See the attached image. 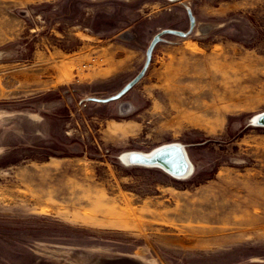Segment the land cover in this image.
<instances>
[{"label":"rangeland","instance_id":"obj_1","mask_svg":"<svg viewBox=\"0 0 264 264\" xmlns=\"http://www.w3.org/2000/svg\"><path fill=\"white\" fill-rule=\"evenodd\" d=\"M263 112L264 0H0V264H264Z\"/></svg>","mask_w":264,"mask_h":264},{"label":"water","instance_id":"obj_2","mask_svg":"<svg viewBox=\"0 0 264 264\" xmlns=\"http://www.w3.org/2000/svg\"><path fill=\"white\" fill-rule=\"evenodd\" d=\"M172 1H174V0H172ZM187 11H188V16H189V20H190V30L188 32L173 30V29H166V30H163L162 32L156 34L153 37L150 45L147 48L146 59H145V63L143 65L142 69L130 82H128L117 94H115L111 97H108L106 99H100V98L92 97L90 99L97 101V102L107 103V102L121 98L129 90H131L146 75L147 70L152 63L153 53H154V49H155L156 45L164 40L163 35L174 34V35H178L180 37H186V36H188V34H190L193 31V29L196 25V19L194 17L192 10L190 9V7H187ZM259 121L264 123V117H261L259 119ZM178 156H179V153L174 152V151H172V152L168 151V152H165L161 155L155 156V159L166 158V161H168L167 159H169L170 161L166 162V164H165L166 169L175 175H180L182 172H181V167L179 165V162H176V160L170 159L171 157L172 158L176 157V159H177ZM179 157H181V156H179ZM135 160L137 162H140V163H148V164H154L156 162V161H150V160L146 159L145 155H139L136 157Z\"/></svg>","mask_w":264,"mask_h":264},{"label":"bare ground","instance_id":"obj_3","mask_svg":"<svg viewBox=\"0 0 264 264\" xmlns=\"http://www.w3.org/2000/svg\"><path fill=\"white\" fill-rule=\"evenodd\" d=\"M261 117H264V112L259 114L257 116V119H260ZM168 151H171V152L174 151V152L179 153V156H181V157L178 156L177 159H176V157H174V158L171 157L170 159L176 160V162H179L180 167H182V165H184L185 170L188 168L189 163L187 162L186 157L184 156V152L182 151L181 148H179L178 146H175V145H167V146L161 147L152 153L146 154L145 157H146V159H148L150 161H156L154 164L160 166L164 171H166L171 176L176 177V178H180L181 174L175 175L166 169L165 164H166V162L170 161L169 159H167L168 161H166V158L155 159V156L161 155V154L168 152Z\"/></svg>","mask_w":264,"mask_h":264}]
</instances>
